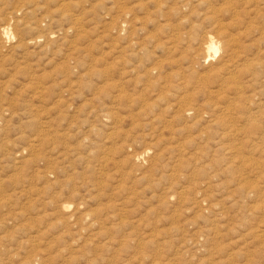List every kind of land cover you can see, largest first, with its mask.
Returning <instances> with one entry per match:
<instances>
[{"label": "rangeland", "instance_id": "1", "mask_svg": "<svg viewBox=\"0 0 264 264\" xmlns=\"http://www.w3.org/2000/svg\"><path fill=\"white\" fill-rule=\"evenodd\" d=\"M0 264H264V0H0Z\"/></svg>", "mask_w": 264, "mask_h": 264}, {"label": "bare ground", "instance_id": "2", "mask_svg": "<svg viewBox=\"0 0 264 264\" xmlns=\"http://www.w3.org/2000/svg\"><path fill=\"white\" fill-rule=\"evenodd\" d=\"M208 49H209V50H211V49H212V50H216V48H215V46H214V43H213L212 41L210 42V44H209V46H208Z\"/></svg>", "mask_w": 264, "mask_h": 264}]
</instances>
